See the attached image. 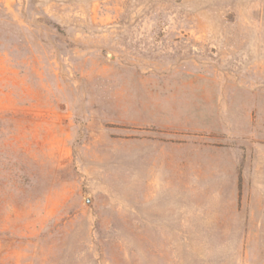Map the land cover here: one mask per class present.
I'll return each instance as SVG.
<instances>
[{
  "label": "rangeland",
  "instance_id": "374dc122",
  "mask_svg": "<svg viewBox=\"0 0 264 264\" xmlns=\"http://www.w3.org/2000/svg\"><path fill=\"white\" fill-rule=\"evenodd\" d=\"M0 264H264V0H0Z\"/></svg>",
  "mask_w": 264,
  "mask_h": 264
}]
</instances>
